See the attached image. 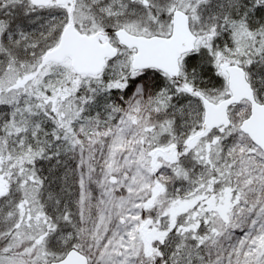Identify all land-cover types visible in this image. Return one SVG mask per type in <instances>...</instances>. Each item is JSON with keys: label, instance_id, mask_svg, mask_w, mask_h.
<instances>
[{"label": "snow or ice", "instance_id": "6c2138e0", "mask_svg": "<svg viewBox=\"0 0 264 264\" xmlns=\"http://www.w3.org/2000/svg\"><path fill=\"white\" fill-rule=\"evenodd\" d=\"M0 264H264V0H0Z\"/></svg>", "mask_w": 264, "mask_h": 264}]
</instances>
